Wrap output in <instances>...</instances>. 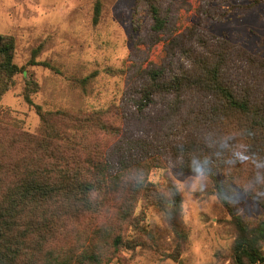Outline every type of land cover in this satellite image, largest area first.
I'll return each mask as SVG.
<instances>
[{
	"label": "trees",
	"instance_id": "obj_1",
	"mask_svg": "<svg viewBox=\"0 0 264 264\" xmlns=\"http://www.w3.org/2000/svg\"><path fill=\"white\" fill-rule=\"evenodd\" d=\"M144 1L154 29L165 30L163 0ZM191 31L172 37L164 63L149 67L130 91L131 117L150 119L163 131L151 127L123 138L116 158H101L84 142L95 127L118 132L99 112L43 111L36 105L39 131H3L0 264H108L130 241L111 230L110 241L78 251L69 242V225L105 209L118 194V217L134 221L140 198H157L147 175L163 151L183 172L210 179V191L236 227L234 264H264V213L252 222L236 211L232 198L238 187L264 209V59L226 37ZM14 52L13 36L0 33L1 75L23 71ZM158 104L161 112L149 113ZM170 189L178 205L180 194L172 183Z\"/></svg>",
	"mask_w": 264,
	"mask_h": 264
},
{
	"label": "rangeland",
	"instance_id": "obj_2",
	"mask_svg": "<svg viewBox=\"0 0 264 264\" xmlns=\"http://www.w3.org/2000/svg\"><path fill=\"white\" fill-rule=\"evenodd\" d=\"M162 10L167 22L159 32L144 0H0V33L13 36L14 62L23 68L13 76L0 74V139L7 128L39 131L36 105L43 111L99 112L118 132L95 127L84 142L101 158H116L123 138L164 129L132 118L129 100L148 68L164 63L172 37L193 29L226 37L264 59V0H163ZM164 152L147 175L157 198L141 197L134 221L118 217V194L105 209L71 221L69 242L80 251L90 242L110 241L113 230L130 242L108 264H234L236 227L210 191V179L183 172ZM171 183L180 194L178 205ZM232 198L236 211L252 222L264 213L238 187Z\"/></svg>",
	"mask_w": 264,
	"mask_h": 264
},
{
	"label": "clouds",
	"instance_id": "obj_3",
	"mask_svg": "<svg viewBox=\"0 0 264 264\" xmlns=\"http://www.w3.org/2000/svg\"><path fill=\"white\" fill-rule=\"evenodd\" d=\"M196 171L199 172V169H197Z\"/></svg>",
	"mask_w": 264,
	"mask_h": 264
}]
</instances>
